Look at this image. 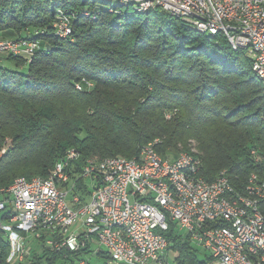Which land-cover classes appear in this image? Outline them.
Masks as SVG:
<instances>
[{
	"label": "trees",
	"instance_id": "trees-1",
	"mask_svg": "<svg viewBox=\"0 0 264 264\" xmlns=\"http://www.w3.org/2000/svg\"><path fill=\"white\" fill-rule=\"evenodd\" d=\"M58 9L69 16L65 37L55 34ZM0 31L39 41L28 62L5 56L25 71L0 66V188L17 176L46 177L71 148L77 173L89 156L133 157L154 141L163 155L196 141L199 174L224 171L240 192L251 174L264 179V85L224 35L200 33L160 7L102 0H0ZM163 234L175 264L211 260L198 258L171 220ZM35 242L17 264L66 262ZM0 250V264H10L2 231Z\"/></svg>",
	"mask_w": 264,
	"mask_h": 264
},
{
	"label": "built area",
	"instance_id": "built-area-1",
	"mask_svg": "<svg viewBox=\"0 0 264 264\" xmlns=\"http://www.w3.org/2000/svg\"><path fill=\"white\" fill-rule=\"evenodd\" d=\"M102 1L141 12L160 7L200 33L224 35L234 50H245L264 85V0ZM53 26L60 37L71 32L69 16L60 9ZM38 46L36 39L0 31V56L28 62ZM76 157L68 149L46 177L17 176L0 188L8 263L25 261L32 241L42 240L45 248L63 253L61 264H90L92 256L106 258L105 264H175L163 234L171 220L217 264H264V179L251 174L240 192L224 171L203 178L196 153L163 155L155 141L133 157L89 156L70 173Z\"/></svg>",
	"mask_w": 264,
	"mask_h": 264
},
{
	"label": "rangeland",
	"instance_id": "rangeland-1",
	"mask_svg": "<svg viewBox=\"0 0 264 264\" xmlns=\"http://www.w3.org/2000/svg\"><path fill=\"white\" fill-rule=\"evenodd\" d=\"M23 34H28V32L27 31H24V32H22ZM3 34H5V35H9V34H6V33H3ZM13 35V34H12ZM0 66H4V67H7V68H9V69H12V70H19V71H25L26 70V66H22V67H20V66H16L15 64H14V62L13 61H10V60H7L6 58H5V56H0ZM190 149H189V152L191 151V152H198V147H197V145H196V141H194V140H192L191 142H190ZM6 147H7V145H3V148L1 149V152H3L4 151V149H6ZM181 152H187V150H177V149H172V148H170V149H168L167 151H166V153L167 154H169L170 156H175V155H177L178 153H181ZM85 183L89 186V188L90 187H92L91 185H90V183H87V180H85ZM33 239L31 238L30 239V241H32ZM28 244H30L29 242H28ZM32 245L34 246V245H37V243L35 242V240L34 241H32ZM195 246V245H194ZM196 247V246H195ZM197 248V250H196V254H197V257L198 258H200V259H206V256L208 255L207 253H205V252H203L202 250H200L198 247H196ZM36 251L38 252V251H40V248L39 249H36ZM89 256H91L90 254H88L87 255V257H89ZM107 262V259L106 258H104V257H96V256H92V257H90V264H105ZM150 264H152V263H150ZM208 264H217L216 262H214V261H211V260H209V263Z\"/></svg>",
	"mask_w": 264,
	"mask_h": 264
},
{
	"label": "crops",
	"instance_id": "crops-1",
	"mask_svg": "<svg viewBox=\"0 0 264 264\" xmlns=\"http://www.w3.org/2000/svg\"><path fill=\"white\" fill-rule=\"evenodd\" d=\"M212 261V260H211Z\"/></svg>",
	"mask_w": 264,
	"mask_h": 264
}]
</instances>
